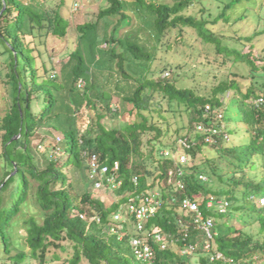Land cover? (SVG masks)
Segmentation results:
<instances>
[{"label": "trees", "instance_id": "16d2710c", "mask_svg": "<svg viewBox=\"0 0 264 264\" xmlns=\"http://www.w3.org/2000/svg\"><path fill=\"white\" fill-rule=\"evenodd\" d=\"M54 2L56 7L47 6ZM241 2L227 0L221 13L210 19L204 17L208 13L193 14L197 0H106L94 20L77 26L76 48L56 71L44 60L38 45L45 30L66 39L69 20L61 13L66 0H0V47L7 54L6 76L11 85V103L0 124L5 168L0 181L3 263L30 264L35 260L36 264H51L61 258L60 264H144L134 257L126 238L119 240L110 227L119 204L128 196L159 188L165 201L147 226L157 225L179 237L184 233L177 218H182L189 226L186 242H192L196 229L180 204L189 196L201 202L205 215L214 218L217 235L211 248L224 258L211 260L199 247L192 255L183 254V242L176 241L164 250L155 246L151 264H264V205H259L264 197V104L252 102L264 97V54L255 55L250 45L247 51L237 47L245 46L250 36L238 35V42L230 45L219 29L220 22L230 24L227 12ZM261 5L263 0H258L257 12ZM184 35H196L202 45L223 55L224 64L230 61L232 78L223 79L204 94L178 87L176 81L162 77L157 66L152 73L158 78H150L151 64L160 53L170 54L173 46L192 47ZM261 50L264 52V47ZM239 79L249 80L245 90ZM80 80L85 83L81 88L77 86ZM254 82H260L259 86ZM229 90L234 92L237 115L229 110L227 117L223 97ZM113 98L129 106V119L107 128L102 120L118 114L109 107ZM97 101L103 102L102 107ZM179 106H184L194 121L185 134L191 136L196 122H208L221 112L230 140L223 139L214 147L196 135L201 143L191 150L192 155L203 147L219 149V164L205 171L193 156L183 165L187 168L185 187L176 191L167 185L168 170L176 161L162 154L164 149L175 150L174 144L163 146L157 139L145 142L143 137L154 132L159 140L166 139L167 132L164 134L159 125L165 112H175ZM234 123L247 134H240L236 145L229 144ZM41 130L61 133L59 144L68 141V151L61 148V158L59 154L49 157V149H38L37 144L42 164L37 160L32 141L40 137ZM46 139L39 142H48ZM91 153L123 179L120 188L94 190L88 178ZM69 172L80 187L70 181ZM200 173L207 176L206 181L198 178ZM133 176H137V184L131 180ZM101 193H111L118 200L96 197ZM208 195L228 199L227 212L207 210L202 201ZM25 205L29 211L31 206L41 213V218L29 214L23 219L22 214H28ZM22 240L27 250L19 249ZM57 249L67 252L66 256H51Z\"/></svg>", "mask_w": 264, "mask_h": 264}, {"label": "rangeland", "instance_id": "374dc122", "mask_svg": "<svg viewBox=\"0 0 264 264\" xmlns=\"http://www.w3.org/2000/svg\"><path fill=\"white\" fill-rule=\"evenodd\" d=\"M166 2L171 3L172 0H164ZM227 0H197V4L194 5L193 14L201 15H209L204 16L206 18H213L218 16L222 11V3L226 2ZM264 3V0H263ZM106 5V0H66V4L61 9V13L63 16L67 17L69 20V29L66 39H61L55 36L51 31L45 30L41 40V44L38 45L39 48L43 50V58L44 60L50 64L56 71L60 68L63 62L68 59L70 51L76 48V41L79 35V31L77 29L78 25L85 23L86 21L94 20L96 14L99 11V7H104ZM49 8L56 7V3L53 4L47 3ZM258 6V0H242L241 3L237 4L236 6L232 7L227 14L230 18V24H225L223 22L219 23L220 33L226 34L227 43L230 45L235 44L238 42L236 38L239 36H250V41L247 42L245 46L237 45L240 49L247 51L249 50V45L252 46V52L257 55L261 56L264 52L261 53V49L264 47V33H260L264 29V5L260 7L258 12L256 11ZM203 7L204 11H199V8ZM245 7H249L245 9ZM190 12V11H189ZM243 16L242 20L240 17ZM218 32V31H217ZM191 33V32H190ZM196 35H192L187 37L184 35V40L188 43H191L192 46L190 49L185 47L178 46L175 48L173 46V51L169 53L162 52L158 56L157 60L151 64V74L150 78H154L155 80L158 76H154L152 73L153 70L155 72L156 66L158 67L159 74L162 77H167L171 81H176L175 84L178 87H187L193 88L196 93L204 94L208 92V90L215 85H218L223 79L232 78L231 74L229 73V67L231 65L230 61H227L225 64L223 63L224 57L222 54H217L211 47L209 49L207 45H202L200 43V39L195 38ZM173 36L171 37V40ZM102 47H105V44L102 43ZM208 48L209 50H207ZM217 54V55H216ZM7 54L3 53V48L0 47V124L3 116L5 115L7 109L11 103V85L7 82L8 77L6 76L8 69L6 63ZM156 72V73H157ZM240 80V79H239ZM241 89L245 90L247 85L249 84V80L243 79L240 80ZM256 86H259L260 82H254ZM261 89H257V92H261ZM228 93V94H227ZM225 96V103L227 104V110L225 111L226 116L228 117V111L231 110L230 113L233 115H237L236 106L232 100V96L234 92L229 90ZM96 95V94H95ZM229 96V98H227ZM232 100V101H231ZM98 107H102L103 102L97 101ZM100 102V103H99ZM102 104V105H101ZM165 104V100L163 101ZM112 108L113 112L117 111L118 114L116 116H107L102 120V123L107 128H115L124 124L126 119H129L128 116V109L129 106L118 100L117 98H113L112 102L109 105ZM175 112H165V120L161 123L160 129L161 131L166 134V139L159 140L160 138L155 137V133L152 132L151 134H147L144 138L146 142L148 139H157L158 143H161L163 146L175 144L174 140L187 132H190L193 127L194 121H191L192 117L189 112H187L184 106H179L174 109ZM156 114V113H155ZM133 120V119H132ZM81 124V121H80ZM232 128L230 130L231 134V142L229 144L236 145L239 142L240 134L243 136L247 135L244 133L242 128L234 123L231 125ZM40 137L36 136L33 138V150L37 156V160L40 161L42 164L43 157L41 152L37 151V144H41L39 142L43 137H46L48 142L45 144L47 146L54 145L55 137L63 136L59 132L54 131H39ZM52 141V142H51ZM54 142V143H53ZM62 149L68 151L69 143L65 139L63 143L61 142L58 144ZM150 146V145H149ZM149 146L147 148H149ZM215 147V146H214ZM218 147V145H217ZM219 149H215L212 147H203L202 151L198 152L194 156V162L197 165H200L206 169H210L212 164H219L220 155L218 152ZM2 153V131L0 130V181L4 175V165L3 159L1 156ZM63 156V152L57 155V157L61 158ZM190 157V156H189ZM191 158V157H190ZM40 164V165H41ZM224 165V164H223ZM42 166V165H41ZM70 176V181L73 185L78 188L80 187L79 181L76 182L75 178L68 173ZM113 194L110 193H101V196H96L98 198H102L103 200L107 201L111 199ZM114 199V197H112ZM256 202V200H255ZM109 204V203H108ZM255 204V203H254ZM28 214H22L23 219H27L29 214H33L36 217L41 218V213L30 206H24ZM227 216H224L226 218ZM22 245L19 246V249L27 250V244L24 240L21 241ZM12 252H15L14 250ZM67 252L61 251L57 249V253H54L51 256H66ZM50 256V257H51ZM5 260V256L3 250L0 246V264L3 263ZM61 258H55L51 264H60ZM37 261L31 260L30 264H36ZM25 264V263H23ZM82 264H88L87 262H83Z\"/></svg>", "mask_w": 264, "mask_h": 264}, {"label": "built area", "instance_id": "2783aa9c", "mask_svg": "<svg viewBox=\"0 0 264 264\" xmlns=\"http://www.w3.org/2000/svg\"><path fill=\"white\" fill-rule=\"evenodd\" d=\"M84 84L82 80L77 82L79 88L83 87ZM223 99L225 100L224 97ZM252 102L264 104V97L254 99ZM223 115L224 113L219 112L215 117L210 118L208 122H196L191 136L183 134L174 140L175 150L164 149L162 151L164 157L168 158L172 156L176 161L174 168L168 170L167 185L174 187L176 191L184 189L183 178L187 168L183 165L190 163L193 158L191 150L196 148L201 143L200 141H203L205 145L217 146L223 139L226 141L230 140ZM196 135H200V141ZM60 141L61 136H56L55 145L47 146L45 142L39 144L38 149L48 148L50 152L49 157H54L61 153V147L58 145ZM87 162L88 178L93 182L94 190L113 192L122 186L123 179L118 177L115 172H112L107 164H101L97 154H89ZM198 178L202 181L207 180V176L203 173H200ZM131 180L134 184L138 182L137 176H133ZM114 200L118 199L114 198ZM173 200L174 198H172ZM164 201L163 193L159 188L135 192L128 196L123 203L119 204L113 215L114 224L111 225L110 231L116 234L119 240L126 238L134 257L144 264H151L153 262L155 246L160 250H164L169 244H173L176 241L183 242V249L181 250L183 254L192 255L199 247L210 254L211 260L224 258L222 253L213 251L211 248L212 240L217 235L214 227V218L209 214L205 215L201 211V202L189 196L183 197L180 204L184 215L186 214L190 218V223L196 229L197 236L192 242H186V237L189 236V226L184 225L182 218H177V220L182 228L181 232L184 233L183 236L175 237V235L165 232L157 225L148 227L147 222L161 211ZM202 202L205 203L207 210H211L217 214H225L230 205L228 199L224 197L219 198L215 195L205 196ZM259 205H264V197L260 198ZM80 218L86 219V216L80 214ZM96 220L99 221V218L97 217Z\"/></svg>", "mask_w": 264, "mask_h": 264}, {"label": "water", "instance_id": "95a60500", "mask_svg": "<svg viewBox=\"0 0 264 264\" xmlns=\"http://www.w3.org/2000/svg\"><path fill=\"white\" fill-rule=\"evenodd\" d=\"M18 137V136H17Z\"/></svg>", "mask_w": 264, "mask_h": 264}]
</instances>
